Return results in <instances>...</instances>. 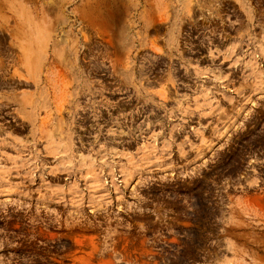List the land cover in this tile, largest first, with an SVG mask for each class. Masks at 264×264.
<instances>
[{"label": "rangeland", "instance_id": "rangeland-1", "mask_svg": "<svg viewBox=\"0 0 264 264\" xmlns=\"http://www.w3.org/2000/svg\"><path fill=\"white\" fill-rule=\"evenodd\" d=\"M0 264H264V0H0Z\"/></svg>", "mask_w": 264, "mask_h": 264}]
</instances>
